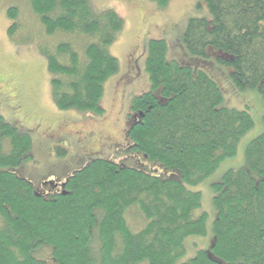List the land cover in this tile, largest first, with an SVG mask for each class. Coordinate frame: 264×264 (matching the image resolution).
<instances>
[{"label":"trees","instance_id":"trees-1","mask_svg":"<svg viewBox=\"0 0 264 264\" xmlns=\"http://www.w3.org/2000/svg\"><path fill=\"white\" fill-rule=\"evenodd\" d=\"M153 1L163 8L171 0ZM29 3L45 34L74 36L41 48L54 103L102 114L104 82L119 68L108 46L124 19L113 9L97 12L91 0ZM206 3L211 18L189 19L187 51L215 52L219 64L232 68L237 90L257 88L264 101V0ZM9 16L12 35L18 9ZM167 53L164 39L149 41L152 89L133 98L128 128V151L163 167L164 176L96 157L72 174L67 194L44 198L12 171L30 157V134L0 115V166L8 167L0 169V264H48L32 255L42 244L52 246L58 264H175L186 254V238L206 235L208 214H193L202 194L189 185L234 157L255 121L248 109L222 106L223 92L206 71L168 60ZM245 156L246 166L211 185L217 212L211 248L180 264H264V132L247 144Z\"/></svg>","mask_w":264,"mask_h":264},{"label":"rangeland","instance_id":"rangeland-1","mask_svg":"<svg viewBox=\"0 0 264 264\" xmlns=\"http://www.w3.org/2000/svg\"><path fill=\"white\" fill-rule=\"evenodd\" d=\"M91 4L97 12L113 9L124 19L123 29L108 46L110 54L118 59L119 68L104 82L100 101L104 109L102 114L60 109L52 99L51 73L41 48L52 47L74 36L45 34L29 0H0V115L32 138L30 157L12 171L38 186L45 177L65 178L80 169L87 158L100 157L164 176L167 171L163 167L144 159L138 152L127 150L130 139L125 148L117 146L126 138L133 98L152 89L145 70L148 43L151 39H164L168 44V60L206 71L223 92L222 106L248 109L255 121V126L241 138L234 157L222 161L200 184L189 185L190 189L202 194L201 206L194 209L193 214H208L207 233L186 238V254L175 263L180 264L190 260L199 250L211 248L217 216L211 185L227 170L246 166L247 144L264 132L263 98L257 88L237 90L230 77L232 68L219 64L215 52L211 57H199L187 51L183 34L189 19L211 18L206 0H171L163 8L153 0H91ZM13 7L18 9L16 22L19 25L10 35L14 20L9 16V9ZM57 138L63 139L55 140ZM8 149L6 142L5 150ZM0 169L8 167L0 166ZM32 255L48 264H58L52 258L50 244H42ZM139 264L149 263L144 260Z\"/></svg>","mask_w":264,"mask_h":264},{"label":"flooded vegetation","instance_id":"flooded-vegetation-1","mask_svg":"<svg viewBox=\"0 0 264 264\" xmlns=\"http://www.w3.org/2000/svg\"><path fill=\"white\" fill-rule=\"evenodd\" d=\"M129 116H130V125H131L132 124L131 115L129 114ZM35 128H38V127H35ZM58 139H63V138H57L55 140H58ZM127 139H129L128 132H127L126 138L123 139L124 141L120 142V144H117V146L121 147L122 145H124L123 148H125ZM130 147H131V145L129 144L128 147H127V150H129ZM87 159L88 160H86V162L83 164L82 167H84L93 158H87ZM76 171H74V172H76ZM74 172H70L68 175L65 176V178H57V177H54V176L45 177V178H43L40 181L38 186L33 185L27 178H25V179H27L29 181V183L36 190V193L39 196H42L44 198H48V197H53L55 194L60 193V192H62V194H67V191L65 190V187H66V184H67L69 178L72 176V174Z\"/></svg>","mask_w":264,"mask_h":264},{"label":"water","instance_id":"water-1","mask_svg":"<svg viewBox=\"0 0 264 264\" xmlns=\"http://www.w3.org/2000/svg\"><path fill=\"white\" fill-rule=\"evenodd\" d=\"M141 115H143V114L141 113Z\"/></svg>","mask_w":264,"mask_h":264}]
</instances>
